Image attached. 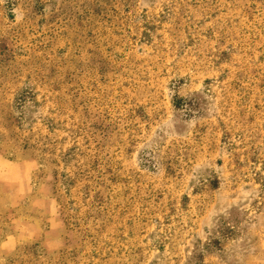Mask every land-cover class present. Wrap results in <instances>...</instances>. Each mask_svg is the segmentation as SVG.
<instances>
[{
  "label": "rangeland",
  "instance_id": "374dc122",
  "mask_svg": "<svg viewBox=\"0 0 264 264\" xmlns=\"http://www.w3.org/2000/svg\"><path fill=\"white\" fill-rule=\"evenodd\" d=\"M0 264H264V0H0Z\"/></svg>",
  "mask_w": 264,
  "mask_h": 264
},
{
  "label": "crops",
  "instance_id": "0c3cea01",
  "mask_svg": "<svg viewBox=\"0 0 264 264\" xmlns=\"http://www.w3.org/2000/svg\"><path fill=\"white\" fill-rule=\"evenodd\" d=\"M29 218H30V219H34V217H33V216H29Z\"/></svg>",
  "mask_w": 264,
  "mask_h": 264
}]
</instances>
